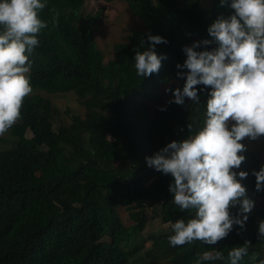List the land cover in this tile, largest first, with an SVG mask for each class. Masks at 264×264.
<instances>
[{
	"label": "trees",
	"instance_id": "16d2710c",
	"mask_svg": "<svg viewBox=\"0 0 264 264\" xmlns=\"http://www.w3.org/2000/svg\"><path fill=\"white\" fill-rule=\"evenodd\" d=\"M87 1L47 0L41 18L48 27L30 56L33 92L24 100L21 119L0 136V264H230L228 252L245 241L248 255L239 264H260L264 189L256 191L252 173L264 163L245 139L246 151L240 153L245 161L235 171L248 173L241 183L254 207L243 229L234 226L215 245L169 244L170 222H186L194 211L179 209L168 190L173 178L146 164V157L202 129L211 89L196 86L198 104L188 98L182 105L171 103L173 91L185 84L178 74H187L177 65L186 59L185 47L211 40L207 29L233 10L220 0H117L142 28L114 45L106 60L108 52L95 38L100 12L81 13ZM52 8L59 12L55 27ZM148 35L167 41L155 46L165 59L158 73L140 77L134 56L147 50ZM69 93L82 112L67 111L71 122L54 129L51 98ZM255 141L264 149V137ZM120 209L131 225H124ZM238 211L239 206L231 209L233 215ZM150 214L166 229L145 235ZM215 251L224 259H204L205 252Z\"/></svg>",
	"mask_w": 264,
	"mask_h": 264
},
{
	"label": "clouds",
	"instance_id": "9594fccd",
	"mask_svg": "<svg viewBox=\"0 0 264 264\" xmlns=\"http://www.w3.org/2000/svg\"><path fill=\"white\" fill-rule=\"evenodd\" d=\"M220 4H227L233 14L218 18L207 29L211 40L183 49L186 59L177 68L187 69L186 76L178 74L185 84L182 90L173 91L170 101L182 105L188 98L198 104L196 86L210 88L203 127L146 157L148 167L173 178L168 190L174 204L182 211H194V218L186 222H170L174 234L168 239L173 247L193 241L215 245L234 226L243 229L246 214L254 207L241 183L248 173L235 170L245 161L240 154L246 151L242 141L264 137V0H220ZM47 7V0H0V136L21 119L24 100L33 92L30 56L39 47L41 30L48 27V21L41 18ZM50 11L55 27L59 12ZM147 40V50H138L134 56L140 77L158 73L165 59L155 46L167 41L158 35H148ZM211 44L216 45L212 50L195 51ZM252 175L256 191L264 189V166ZM237 206L239 211L233 215L231 209ZM258 232L264 237V223L259 224ZM249 245L245 241L243 246L231 248L230 264H239L248 255ZM204 259L223 260L224 256L220 251L205 252Z\"/></svg>",
	"mask_w": 264,
	"mask_h": 264
},
{
	"label": "rangeland",
	"instance_id": "374dc122",
	"mask_svg": "<svg viewBox=\"0 0 264 264\" xmlns=\"http://www.w3.org/2000/svg\"><path fill=\"white\" fill-rule=\"evenodd\" d=\"M99 13V18L95 21L98 22L94 25L96 31L100 33L96 36L98 46L101 50H106V60H109L113 54L111 48L120 43L126 42L127 36L135 30L142 28L141 22L134 17L128 10L126 3L114 0L107 3L103 0H89L87 1L82 10V15H95ZM85 24V20L80 21V26ZM53 107L57 116L54 117V129L59 125H67L71 122L72 115L66 114L67 111L72 113H81L82 108L79 105L77 97L73 93L66 95H55L51 98ZM28 137H31L28 134ZM246 146L251 152L257 153L261 162L264 163V149L259 141H253L245 138ZM259 143V144H258ZM120 217L124 225H131V221L124 210H119ZM156 218H158L156 216ZM153 219L152 215H148V223L144 230V234L156 233L160 230L166 229L158 219ZM148 246V245H147ZM146 246V247H147Z\"/></svg>",
	"mask_w": 264,
	"mask_h": 264
}]
</instances>
